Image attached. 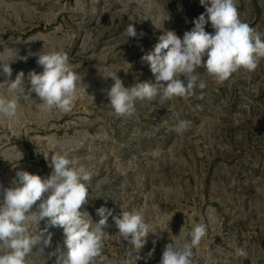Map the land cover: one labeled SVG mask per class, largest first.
I'll list each match as a JSON object with an SVG mask.
<instances>
[{
	"label": "rangeland",
	"instance_id": "374dc122",
	"mask_svg": "<svg viewBox=\"0 0 264 264\" xmlns=\"http://www.w3.org/2000/svg\"><path fill=\"white\" fill-rule=\"evenodd\" d=\"M236 7L264 34V0H237ZM204 11L200 0H0V62L13 61L10 79L23 72L27 84L29 72L42 71L35 55L15 61L16 50L66 52L94 96L81 87L72 110L62 113L42 110L33 94L19 102L15 118L0 117V184L10 186L18 170L47 178L51 153L47 161L43 154L63 146L92 173L81 211L94 222L98 208L112 211L103 264H120L135 251L113 220L123 210L140 211L154 232L136 264H160L165 246L190 240L197 223L207 227L194 249L198 264H264V58L222 83L199 69L205 89L188 99L137 101L131 117H117L109 105L114 81L106 76L116 72L125 87L154 82L141 57L163 31L182 38ZM159 16H169L162 30L152 24ZM130 24L137 37L126 39ZM205 30L214 32L210 22ZM177 119L191 122L182 135L172 130ZM46 228L51 245L33 248L26 264H64L61 227L41 221L30 231ZM237 247L247 259L235 255Z\"/></svg>",
	"mask_w": 264,
	"mask_h": 264
},
{
	"label": "clouds",
	"instance_id": "9594fccd",
	"mask_svg": "<svg viewBox=\"0 0 264 264\" xmlns=\"http://www.w3.org/2000/svg\"><path fill=\"white\" fill-rule=\"evenodd\" d=\"M236 3L237 0H200L205 11L194 19V27L185 31L182 38L175 31H163L153 49L141 57L150 67L154 82H137L125 87L116 72L106 76L114 81L107 96L115 115L121 118L135 115L137 101L153 102L157 97L188 99L196 95L198 89L207 87L199 69L221 83L240 69L255 70L259 59L264 58V34L239 18ZM167 19L169 16L157 17L158 25L151 21L156 29L162 30ZM209 22L213 33L205 30ZM125 31L126 39L137 37L133 24ZM33 55L42 71L29 72L27 84L23 72L17 73L14 80L10 79L13 61L0 62V75L5 77L0 82V117L15 118L19 102L31 101L33 94L42 110L69 113L81 87L86 93L88 86L73 69L66 52L29 51L20 56L16 50L15 61L26 62ZM87 95L94 101V96ZM190 125V121L177 119L172 130L182 135ZM50 153L51 173L47 178L18 170L10 186L0 184V264H26V257L33 248L51 245L52 234L45 236L47 228L35 233L30 231L32 225H40L41 221L49 227L63 229L67 249L64 264H103L105 229L109 227L112 211L103 206L98 208V222L81 211L89 199L92 173L69 158L63 146L59 151L44 153L46 161ZM113 220L118 234L135 250L120 264H136L149 233H154L150 224L138 210H123ZM188 235L190 240L179 246L174 242L165 246L160 264H198L194 249L207 235V227L197 223ZM151 255L149 252L148 256ZM235 255L247 259L248 253L243 247H237Z\"/></svg>",
	"mask_w": 264,
	"mask_h": 264
}]
</instances>
